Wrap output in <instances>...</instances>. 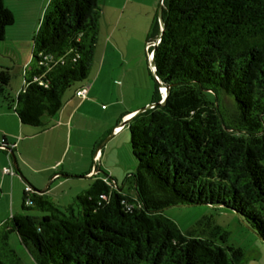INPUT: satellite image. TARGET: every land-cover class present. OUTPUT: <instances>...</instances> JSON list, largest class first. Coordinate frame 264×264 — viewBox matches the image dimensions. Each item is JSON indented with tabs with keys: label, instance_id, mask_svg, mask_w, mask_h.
<instances>
[{
	"label": "trees",
	"instance_id": "16d2710c",
	"mask_svg": "<svg viewBox=\"0 0 264 264\" xmlns=\"http://www.w3.org/2000/svg\"><path fill=\"white\" fill-rule=\"evenodd\" d=\"M161 6L163 30L156 17L145 42L152 103L159 84L168 94L126 122L135 197L105 174L65 207L24 193L22 211L38 215L0 224V264H22L12 233L35 264H238L242 251L226 245V232L202 220L183 233L162 214L175 206L231 210L264 242V0ZM100 13L98 0L49 1L15 100L0 67V104L21 125L46 128L64 95L88 80ZM13 23L0 0V41Z\"/></svg>",
	"mask_w": 264,
	"mask_h": 264
},
{
	"label": "rangeland",
	"instance_id": "374dc122",
	"mask_svg": "<svg viewBox=\"0 0 264 264\" xmlns=\"http://www.w3.org/2000/svg\"><path fill=\"white\" fill-rule=\"evenodd\" d=\"M38 1L40 2L41 0ZM160 1L98 0L101 13L98 21V34L91 71L103 63L102 75L107 77V84L101 86L99 107L103 106L104 109L109 107L113 88L115 100L120 101L123 108L129 107L142 94L139 89L132 88V84L134 83L135 85V82L140 78L147 82L149 92L153 93L154 82L148 73L149 66L146 60V52L142 49V46L146 41L145 37L151 33L152 24H154L161 4ZM6 3L13 11L14 23L6 29L4 40L0 41V62L6 65L4 68L9 69L10 73L7 92L14 94L17 89L22 88L24 85V78L21 73L22 65L28 61L29 66L32 53L36 51L33 38L44 10L41 11L42 3L40 2L41 6L37 7L35 11L25 14L26 10H28L26 5L29 4L27 0H7ZM26 44H28L27 47ZM137 44H141V51L136 50V48L138 49ZM123 45L126 46V49L123 50L126 53L124 58L121 57V53L112 51V46L116 48ZM118 49L121 48H116L117 51ZM138 60H141L139 64ZM125 74L129 87L118 93L122 84L120 78ZM145 82L143 85L146 84ZM97 115L95 114V117ZM99 123L97 120H90L87 124H83L81 133L76 132L75 134L74 131L71 134L72 143H75L78 139L85 142L89 137L88 131L93 132V128H96ZM109 137L110 134H107L100 144L96 146L100 147L106 142L104 144L105 148L103 147L102 160L99 159L95 162L97 169L100 171L98 175L100 177H103L104 174L107 175L104 171L109 169L108 171L118 178L117 187L120 190L122 189L124 194L134 198L135 192L131 175L135 173L136 162L130 151L129 130L126 126L125 141L122 140V137L117 140ZM34 156L38 157L35 154ZM45 160L47 159L44 156L41 161L44 162ZM2 171L0 169V181ZM81 182L88 185L90 181L83 179ZM9 185L10 183L5 190L8 189ZM89 187L85 186L84 191ZM21 194L19 199L18 197L15 198L14 204L9 194L4 196L0 194V223L8 220L13 214L38 215L37 211L33 209L22 211ZM54 195L56 196L49 197V200L58 207L70 205L76 197L74 196L75 194L70 195L67 189L62 192L57 191ZM162 214L169 218L183 233L190 230L198 222L208 220L211 225L218 226L222 231L226 232V245L242 251V257L238 264H264V242L245 226L231 210L213 208L207 205L175 206L163 210ZM9 243L22 264H35L25 248L20 244L16 233L10 235Z\"/></svg>",
	"mask_w": 264,
	"mask_h": 264
},
{
	"label": "crops",
	"instance_id": "0c3cea01",
	"mask_svg": "<svg viewBox=\"0 0 264 264\" xmlns=\"http://www.w3.org/2000/svg\"><path fill=\"white\" fill-rule=\"evenodd\" d=\"M29 2L26 7L25 14L41 6V11L46 8L50 0H27ZM7 0H3L4 5L12 12L7 5ZM20 9V8H19ZM28 11V12H27ZM146 38V37H145ZM28 44H26L27 47ZM141 51V44H137ZM146 42L142 49L146 52ZM116 48H121L116 50ZM113 47L114 53H121L124 58L126 54L123 50L126 46ZM5 50V49H4ZM11 53V52H10ZM147 60V54H146ZM141 61V60H140ZM138 60V64L140 63ZM142 64V63H141ZM147 64L149 66L148 60ZM101 65V64H100ZM90 70L88 80L82 84L81 88L87 90L85 98H77L75 91H69L64 95L63 105L60 111L54 117H45L43 122L46 125L44 129H36L21 125L16 117L13 109H9L6 103L0 104V145L5 143L7 149L0 150V169H8L11 167L16 173L12 176L1 173L0 194L1 196L9 194L12 203L15 198H23L26 187L31 192L45 195L48 198L57 191L62 192L68 190L70 195L77 196L85 192V186H90L95 178H101L100 172L95 165L96 160H102L104 144L96 147L100 142L110 134L109 138L117 140L122 137L125 141L126 122L132 118L135 112L143 106L152 103V92H149V86L143 79H139L132 84V88L141 91L140 98L123 108L120 101L114 98V88L112 89V100L109 101V107H99L101 86L107 84V77L102 75L103 63ZM3 62L0 67L4 68ZM28 67V61L22 65L21 73ZM150 69V68H149ZM122 81L118 93L129 87L126 74L120 78ZM146 83L143 85V83ZM24 84V82H23ZM24 86V85H23ZM17 89L16 93H9L12 100H15L17 94L23 89ZM95 114H98L95 117ZM90 120L100 122L92 131H88V139L85 142L78 139L72 143L71 134L75 131L81 133L83 124H87ZM122 124H124L122 126ZM95 129V130H94ZM76 138V136H75ZM104 147V148H103ZM38 155V157H35ZM15 166L13 165V159ZM44 162L41 160L44 158ZM106 169L107 177L112 179V184L117 185L118 178ZM106 175V174H105ZM8 177V178H6ZM7 179V180H6ZM83 179H88V185L83 184ZM8 189L5 190L6 186ZM44 186H46L44 188ZM21 191V192H20ZM15 215V214H13ZM1 224V223H0Z\"/></svg>",
	"mask_w": 264,
	"mask_h": 264
},
{
	"label": "water",
	"instance_id": "95a60500",
	"mask_svg": "<svg viewBox=\"0 0 264 264\" xmlns=\"http://www.w3.org/2000/svg\"><path fill=\"white\" fill-rule=\"evenodd\" d=\"M160 3H162V0L160 1ZM161 10H162V6H161V4H160V6H159V8H158L157 18H158V23H159V26H160V30L162 31V30H163V22H162V18H161ZM157 43H158V42H157ZM157 43H156V44H157ZM149 68L152 69L151 71L154 73V64H153V63H150V64H149ZM153 76H155V74H154ZM159 88H164V90H165V94H164V96L161 98V101L158 102V103H151V104L147 105L146 107L141 108L140 110H138L137 112H135L134 115H136V114H138V113H142V112H144V111H146V110L152 109V108H154V107H156V106L163 105V103H164V101H165V99H166V96H167V94H168V89L165 88V87H162L160 84H159ZM134 115H133V116H134ZM133 116H132V117H133ZM123 125H124V124H122V126H123ZM0 150H4V148H2V147L0 146ZM11 157H12V155H11ZM12 159H13V158H12ZM13 165L15 166L14 159H13ZM113 185H114V186H117L115 183H113ZM245 226H246V225H245Z\"/></svg>",
	"mask_w": 264,
	"mask_h": 264
},
{
	"label": "built area",
	"instance_id": "2783aa9c",
	"mask_svg": "<svg viewBox=\"0 0 264 264\" xmlns=\"http://www.w3.org/2000/svg\"><path fill=\"white\" fill-rule=\"evenodd\" d=\"M148 47H149V45L146 46V51H147ZM147 60H148V63L150 64V63H151V60H152V53H148V54H147ZM150 70H152V69H150ZM86 92H87V90H86L85 88H81V89H79V90H77V91L75 92V96H76L77 98H81V99H83V98H85V94H86ZM159 92H160V94H161L162 97H163L164 94H165V90H164V88H159ZM0 146H1L2 148H4V150L7 149V147H3L2 145H0ZM6 146H7V145H6ZM3 173H4V174H7V175H10V176H12V175L15 174V172L13 171V169H12L11 167H9L8 169H4V170H3ZM29 192H31L30 188L26 187L25 190H24V193H29Z\"/></svg>",
	"mask_w": 264,
	"mask_h": 264
}]
</instances>
